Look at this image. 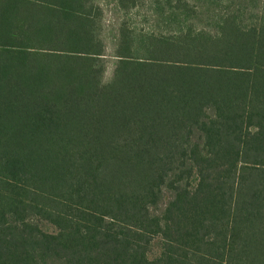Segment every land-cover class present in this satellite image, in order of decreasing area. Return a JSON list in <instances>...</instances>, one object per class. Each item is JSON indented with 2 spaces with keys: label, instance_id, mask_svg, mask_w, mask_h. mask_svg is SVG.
I'll use <instances>...</instances> for the list:
<instances>
[{
  "label": "trees",
  "instance_id": "16d2710c",
  "mask_svg": "<svg viewBox=\"0 0 264 264\" xmlns=\"http://www.w3.org/2000/svg\"><path fill=\"white\" fill-rule=\"evenodd\" d=\"M0 264H264V0H0Z\"/></svg>",
  "mask_w": 264,
  "mask_h": 264
},
{
  "label": "rangeland",
  "instance_id": "374dc122",
  "mask_svg": "<svg viewBox=\"0 0 264 264\" xmlns=\"http://www.w3.org/2000/svg\"><path fill=\"white\" fill-rule=\"evenodd\" d=\"M144 7H141L140 9L136 8L132 12H130V14L128 15L130 22L139 28L150 26L152 23L151 18L148 17L149 11L147 9L148 8L147 4H144ZM109 15L110 13H108V16ZM45 229L49 230V228L47 227ZM50 230H52V228H50Z\"/></svg>",
  "mask_w": 264,
  "mask_h": 264
}]
</instances>
